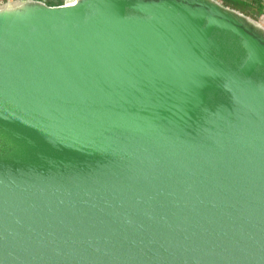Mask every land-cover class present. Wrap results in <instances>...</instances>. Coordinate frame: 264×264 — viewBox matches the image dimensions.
I'll return each mask as SVG.
<instances>
[{"label": "water", "instance_id": "1", "mask_svg": "<svg viewBox=\"0 0 264 264\" xmlns=\"http://www.w3.org/2000/svg\"><path fill=\"white\" fill-rule=\"evenodd\" d=\"M0 264H264V26L0 4Z\"/></svg>", "mask_w": 264, "mask_h": 264}, {"label": "rangeland", "instance_id": "2", "mask_svg": "<svg viewBox=\"0 0 264 264\" xmlns=\"http://www.w3.org/2000/svg\"><path fill=\"white\" fill-rule=\"evenodd\" d=\"M15 0H0V4ZM224 5L236 9L264 26V0H219Z\"/></svg>", "mask_w": 264, "mask_h": 264}, {"label": "trees", "instance_id": "3", "mask_svg": "<svg viewBox=\"0 0 264 264\" xmlns=\"http://www.w3.org/2000/svg\"><path fill=\"white\" fill-rule=\"evenodd\" d=\"M39 1H44L50 6L61 5L65 2V0H39Z\"/></svg>", "mask_w": 264, "mask_h": 264}, {"label": "built area", "instance_id": "4", "mask_svg": "<svg viewBox=\"0 0 264 264\" xmlns=\"http://www.w3.org/2000/svg\"><path fill=\"white\" fill-rule=\"evenodd\" d=\"M76 0H65V2L61 5H70L73 4Z\"/></svg>", "mask_w": 264, "mask_h": 264}]
</instances>
